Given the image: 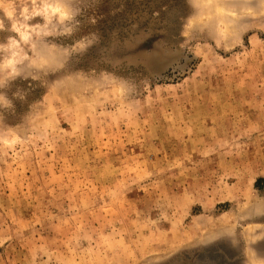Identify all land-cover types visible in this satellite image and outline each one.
I'll list each match as a JSON object with an SVG mask.
<instances>
[{
  "label": "rangeland",
  "instance_id": "rangeland-1",
  "mask_svg": "<svg viewBox=\"0 0 264 264\" xmlns=\"http://www.w3.org/2000/svg\"><path fill=\"white\" fill-rule=\"evenodd\" d=\"M0 264H264V0H0Z\"/></svg>",
  "mask_w": 264,
  "mask_h": 264
}]
</instances>
